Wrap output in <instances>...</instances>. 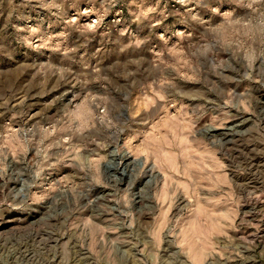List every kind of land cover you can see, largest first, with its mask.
I'll return each mask as SVG.
<instances>
[{"label":"rangeland","instance_id":"rangeland-1","mask_svg":"<svg viewBox=\"0 0 264 264\" xmlns=\"http://www.w3.org/2000/svg\"><path fill=\"white\" fill-rule=\"evenodd\" d=\"M263 61L264 0H0V264H264Z\"/></svg>","mask_w":264,"mask_h":264},{"label":"bare ground","instance_id":"bare-ground-1","mask_svg":"<svg viewBox=\"0 0 264 264\" xmlns=\"http://www.w3.org/2000/svg\"><path fill=\"white\" fill-rule=\"evenodd\" d=\"M254 24L256 23V22H253ZM252 26H254V25H252ZM260 26V25H259ZM252 54V53H251ZM213 57V56H212ZM253 62H254V60H253ZM264 62V61H263ZM256 63V62H255ZM264 65V64H263ZM264 67V66H263ZM254 68V67H253ZM253 68H252V70H253ZM187 69V68H186ZM248 69V68H247ZM248 70H250V69H248ZM177 80V79H176ZM188 96V95H187ZM186 97V96H185ZM187 98V97H186ZM191 98V97H190ZM184 99V98H183ZM205 100V99H204ZM194 101V100H193ZM197 101V100H196ZM191 102V101H190ZM242 122V121H241ZM242 124H243V122L241 123V124H236V127L237 128H239V127H241L242 126ZM214 127V126H213ZM212 126H211V128H207V129H205V128H203L204 130H202L200 133L201 134H203V136H205V137H211V138H216V137H222V136H225L227 133H220V132H218L217 130H216V128L214 127L213 128ZM244 127V126H243ZM231 129V128H230ZM229 129V130H230ZM239 129H241V128H239ZM223 132V131H222ZM239 134V133H238ZM199 135V134H198ZM197 135V136H198ZM232 135V134H231ZM201 136V135H200ZM233 136V135H232ZM235 136V135H234ZM248 136V135H247ZM230 137V136H229ZM239 137V136H238ZM235 138V137H234ZM243 138H244V135L242 136V139H240V137H239V140H242L243 141ZM246 138V137H245ZM223 139V138H222ZM226 139V138H225ZM236 139V138H235ZM238 140V139H237ZM247 140V139H246ZM251 140V139H250ZM244 141H245V139H244ZM231 142V141H230ZM248 142V141H247ZM246 142V143H247ZM228 143V142H227ZM241 143V142H240ZM245 143V144H246ZM236 144V143H235ZM235 144H233V146L235 145ZM238 144H239V142H238ZM251 144V143H250ZM255 144V143H254ZM258 144V143H257ZM261 144V143H260ZM225 145V144H224ZM231 145V144H230ZM256 145V144H255ZM242 146H244V144H242ZM252 146V145H251ZM254 146V145H253ZM225 147V146H224ZM227 147V146H226ZM229 147V146H228ZM231 147H232V145H231ZM245 147V146H244ZM255 147H257V145L255 146ZM261 147H263V146H261ZM221 148V147H220ZM258 148H260V147H258ZM257 148V149H258ZM225 149H227V148H225ZM233 149V148H232ZM234 149H239V148H235L234 147ZM252 149V148H251ZM264 149V148H263ZM227 150H229V149H227ZM240 150V149H239ZM249 150V149H248ZM255 150V149H254ZM260 150V149H259ZM236 151V150H235ZM244 151V150H243ZM245 151H246V149H245ZM252 151V150H251ZM256 151V150H255ZM254 151V152H255ZM264 151V150H263ZM226 152V151H225ZM231 152V151H230ZM232 152H234V151H232ZM239 152V151H238ZM247 152V151H246ZM253 152V153H254ZM257 152V151H256ZM241 153V152H240ZM248 153V152H247ZM252 153V152H251ZM250 153V154H251ZM259 152H257V154H258ZM236 154V153H235ZM256 154V153H255ZM260 154V153H259ZM254 155V154H253ZM252 155V157H254ZM250 155L248 154V157H249ZM261 156V155H260ZM262 156H264L263 154H262ZM255 158V157H254ZM263 158V157H262ZM261 158V159H262ZM257 159V158H256ZM241 160V159H240ZM247 160V159H246ZM246 160H245V162H246ZM252 160V159H251ZM258 160V159H257ZM123 162V165H124V171L123 172H125V173H131L133 170H134V167L136 166V164H139L138 162H140L139 160H137L136 158H132V156H129L128 154H121V157H120V162ZM252 162V161H251ZM254 162H255V160H254ZM248 164H249V162H247ZM258 163H259V161H258ZM252 164H250V166H251ZM262 165H264V164H262ZM257 167V166H256ZM253 168V167H252ZM261 168V167H260ZM257 169H259V168H257ZM262 169V168H261ZM260 170V169H259ZM236 173V172H235ZM255 173V172H254ZM251 174V173H250ZM249 174V175H250ZM232 175H234V174H232ZM239 175V174H238ZM237 175V176H238ZM247 175V174H246ZM253 175V174H252ZM235 176V175H234ZM244 176H245V174H244ZM248 176V175H247ZM246 176V177H247ZM251 176V175H250ZM233 177V176H232ZM236 177V176H235ZM234 177V178H235ZM253 177V176H252ZM154 179H157V175H154V177H153ZM249 178V181H250V179H251V177H248ZM237 179V178H236ZM257 179V178H256ZM256 179H252V180H256ZM242 180V179H241ZM244 180V179H243ZM235 181V180H234ZM238 181V180H237ZM237 181H235V182H237ZM240 181V180H239ZM243 182V181H242ZM239 183H241V182H239ZM250 183V182H249ZM254 183H255V181H254ZM236 184V183H235ZM241 184H243V183H241ZM247 184V183H246ZM245 184V186H248V184L246 185ZM250 185V184H249ZM251 185H252V183H251ZM239 186H241V185H239ZM238 186V187H239ZM243 186V185H242ZM244 186V187H245ZM237 187V189H238V191H240L239 190V188ZM244 187H242V188H244ZM246 188V187H245ZM250 188V187H249ZM249 188H246V189H248L249 190ZM255 188V187H254ZM203 190V189H202ZM247 190V191H248ZM242 191H243V189H242ZM253 192V191H252ZM239 193V192H238ZM240 193H241V191H240ZM243 193V192H242ZM249 193H250V190H249ZM140 198V197H139ZM148 198L149 199H151V195L150 194H148ZM184 198V197H183ZM182 198V196H179V198H178V200H181V199H183ZM142 199V198H141ZM148 200V199H147ZM256 200L257 199H255V202H256ZM149 201V200H148ZM259 201V200H258ZM152 202V201H151ZM151 202L149 203V205H151ZM181 203H182V201H181ZM245 204H246V202H244ZM244 203H242V204H244ZM242 204H241V206H242ZM248 204V203H247ZM251 204V203H250ZM253 204V203H252ZM181 205V204H180ZM253 205H257V206H263L264 205V202H262V201H259L258 203L256 202V203H254ZM179 206V205H178ZM150 207H152V206H150ZM247 207V206H246ZM253 207V206H252ZM180 208H182V207H180ZM257 208V207H256ZM255 209V208H254ZM264 209V208H263ZM257 210V209H256Z\"/></svg>","mask_w":264,"mask_h":264}]
</instances>
